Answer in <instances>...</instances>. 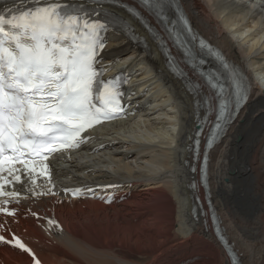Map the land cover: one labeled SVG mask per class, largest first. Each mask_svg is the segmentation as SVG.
<instances>
[{
  "label": "bare ground",
  "instance_id": "1",
  "mask_svg": "<svg viewBox=\"0 0 264 264\" xmlns=\"http://www.w3.org/2000/svg\"><path fill=\"white\" fill-rule=\"evenodd\" d=\"M179 1L197 34L219 47L250 85L247 102L209 151L208 193L242 264H264V8L251 0ZM107 7L126 18L145 45L112 32L100 64L109 74L132 71L128 96L143 98L147 87L155 117L140 102L130 105L124 117L91 132L94 141L81 152L53 160L50 177L22 176L12 184L20 195L6 198L13 214L0 213L7 229L0 234L10 239L14 233L33 256L0 244V264H229L208 226L200 186L203 213L191 211L188 185L198 172L190 171L187 148L205 92L167 70L162 48L123 9ZM76 186L84 189L82 198L68 196L66 189ZM28 187L51 191L34 196ZM88 188L115 198L106 204L89 197Z\"/></svg>",
  "mask_w": 264,
  "mask_h": 264
},
{
  "label": "snow or ice",
  "instance_id": "2",
  "mask_svg": "<svg viewBox=\"0 0 264 264\" xmlns=\"http://www.w3.org/2000/svg\"><path fill=\"white\" fill-rule=\"evenodd\" d=\"M96 3L100 5L102 0ZM173 3L174 0H141L165 24L175 23L165 15ZM177 11L185 30L191 32L178 5ZM93 12L95 16L74 0H21L14 7L0 8V181L21 182L18 165L31 178L38 157L43 174L50 177V157L78 147L85 142L83 134L88 129L115 119L123 111L121 87L127 83V77L121 72L105 80L99 63L106 49L105 34L113 30L110 25L114 22L107 18V13L101 20L99 12ZM200 44L203 47L205 42L201 40ZM114 59L118 61L119 57ZM210 84L216 90L218 105L209 144L223 132L235 109L246 101L250 87L234 77L233 94L226 97L223 84L211 80ZM210 104L205 100L206 107ZM4 188L5 184L0 183V196L17 200L18 191ZM27 191L40 196L51 190L35 192L28 187ZM72 192L79 195L81 189ZM9 203V199L0 201L3 205ZM0 213L13 214L2 206ZM0 228L7 230L3 224ZM0 242L31 252L14 233L10 239L0 234ZM35 264L40 262L36 260Z\"/></svg>",
  "mask_w": 264,
  "mask_h": 264
},
{
  "label": "rangeland",
  "instance_id": "3",
  "mask_svg": "<svg viewBox=\"0 0 264 264\" xmlns=\"http://www.w3.org/2000/svg\"><path fill=\"white\" fill-rule=\"evenodd\" d=\"M151 117H155V115H151ZM238 139H239V136L237 137V140H236V141H239V140H240V139H239V140H238ZM226 179H227V178H226Z\"/></svg>",
  "mask_w": 264,
  "mask_h": 264
}]
</instances>
